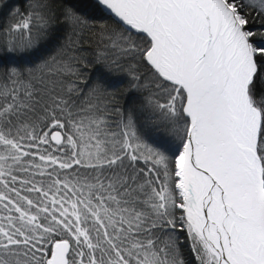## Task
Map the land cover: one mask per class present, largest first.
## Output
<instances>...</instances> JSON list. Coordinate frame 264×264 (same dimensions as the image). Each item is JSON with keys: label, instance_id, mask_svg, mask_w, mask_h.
Wrapping results in <instances>:
<instances>
[{"label": "snow or ice", "instance_id": "6c2138e0", "mask_svg": "<svg viewBox=\"0 0 264 264\" xmlns=\"http://www.w3.org/2000/svg\"><path fill=\"white\" fill-rule=\"evenodd\" d=\"M95 6L0 23V264H264V0Z\"/></svg>", "mask_w": 264, "mask_h": 264}, {"label": "trees", "instance_id": "16d2710c", "mask_svg": "<svg viewBox=\"0 0 264 264\" xmlns=\"http://www.w3.org/2000/svg\"><path fill=\"white\" fill-rule=\"evenodd\" d=\"M74 3L77 4V6L81 9V11L87 15H95L99 16L100 11L95 6V0H74ZM0 23H9L11 22L10 13L12 9L19 8L21 4V0H0ZM7 5L8 7H5ZM95 31V29L93 30ZM60 39L61 42L62 38L57 34L53 37L52 41L45 46L44 49H41L39 53H37L38 56L47 57L50 52L49 49L57 47L56 41ZM89 46L94 47L95 45L92 44L91 41H89ZM7 60H11V57H7ZM104 72L103 67H96L95 64H89L88 70L84 72V77L87 78L88 76H91L93 80L95 81L97 77H99ZM115 75V74H114ZM115 82V81H114ZM127 83L120 84L119 85V92H120V102L124 103V99L126 98V92H127ZM147 136H150L152 139H159L158 132L162 131V129H152L150 127H145L144 129ZM184 255L187 258L189 256L187 245L184 247Z\"/></svg>", "mask_w": 264, "mask_h": 264}, {"label": "rangeland", "instance_id": "374dc122", "mask_svg": "<svg viewBox=\"0 0 264 264\" xmlns=\"http://www.w3.org/2000/svg\"><path fill=\"white\" fill-rule=\"evenodd\" d=\"M1 5V4H0ZM0 55H2V53H0Z\"/></svg>", "mask_w": 264, "mask_h": 264}]
</instances>
